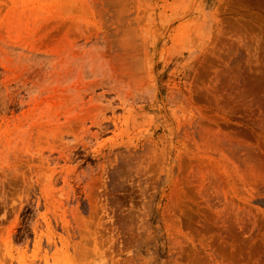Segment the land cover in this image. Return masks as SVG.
I'll use <instances>...</instances> for the list:
<instances>
[{
	"label": "rangeland",
	"instance_id": "1",
	"mask_svg": "<svg viewBox=\"0 0 264 264\" xmlns=\"http://www.w3.org/2000/svg\"><path fill=\"white\" fill-rule=\"evenodd\" d=\"M0 264H264V0H0Z\"/></svg>",
	"mask_w": 264,
	"mask_h": 264
}]
</instances>
